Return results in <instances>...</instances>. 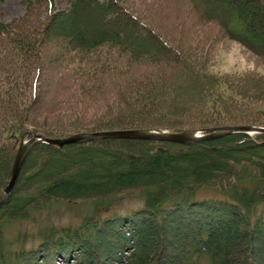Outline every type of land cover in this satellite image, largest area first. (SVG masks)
<instances>
[{
    "label": "trees",
    "instance_id": "16d2710c",
    "mask_svg": "<svg viewBox=\"0 0 264 264\" xmlns=\"http://www.w3.org/2000/svg\"><path fill=\"white\" fill-rule=\"evenodd\" d=\"M67 1L58 10L54 0H25L20 19L0 22V193L29 133L264 128V0H160L261 58L262 74L229 76L202 66L212 43L185 46L183 33L173 40L153 32L138 11L145 0ZM206 190L214 196L196 198ZM136 196L139 207L106 216ZM50 200L90 202L92 215L31 236L9 229ZM66 252L75 264H264V134L186 146L36 144L0 205V264H68Z\"/></svg>",
    "mask_w": 264,
    "mask_h": 264
},
{
    "label": "rangeland",
    "instance_id": "374dc122",
    "mask_svg": "<svg viewBox=\"0 0 264 264\" xmlns=\"http://www.w3.org/2000/svg\"><path fill=\"white\" fill-rule=\"evenodd\" d=\"M24 1L25 0H0V22L8 23L10 21H16L20 19V17H22L25 11ZM54 3H55V8H57L58 10H63L68 7L67 0H54ZM145 7H147L146 10L140 8L138 11L140 12L144 11V13H146L145 16H148L150 20L149 21L151 24L150 28L152 29V31L159 33L161 32L163 34V38L177 40L178 38L177 34L181 36L180 34L183 33V35L187 38L184 39L185 41L184 40L182 41L185 46L191 45L194 41H197L198 43L199 40L200 41L202 40L203 45L204 44L207 45L206 42H208L209 44L212 43V45H210L212 48L211 50L212 53L206 55L205 57L207 58L204 61L201 60L202 66H204L205 69L212 75L217 74V75L229 76L230 74L239 75L246 72H254L258 74L263 73L262 72L263 63L260 57L254 55L252 52H250L248 49H246L237 41L229 40L225 38L223 34L220 33L221 31L212 24H208V23L201 24L200 22L195 21V19L190 15H188L187 13H184L183 10L179 9V7L169 4L167 2L164 3L160 0H145ZM192 56L193 55L191 54V57ZM69 119L70 117L68 116H62L59 119L60 121L59 123L61 125H64L65 122L68 124ZM66 123L65 125H67ZM152 130H159V129H152ZM196 131L200 132L204 130H196ZM94 132H99V131H94ZM31 134L34 133H29L28 136L25 135L20 136L17 148L20 142L29 139ZM33 148L28 152L25 160L31 154ZM3 153L5 155L7 152L5 153L4 151ZM4 159H6V157H4ZM25 160L22 166L24 165ZM58 161H59L58 159H54L46 162L43 169L48 170L51 167L54 168L56 166V162ZM19 174L17 176L16 181L19 178ZM37 182L38 181H36L35 183L30 182L28 183V185L20 187L19 191L21 190L29 191L31 190V188L33 189L34 184H36L37 186ZM210 196L213 197L214 195L210 191L206 190L199 193L196 196V198L201 199ZM140 198H141L140 196H136L131 199L123 198L122 200H120L118 204L116 203L106 212L107 213L106 216L107 215L112 216V214L118 215V214L130 212L131 210L141 205ZM40 205L44 206L45 209L43 211L31 213L27 220L11 224L9 226V229H11V231H13L14 233L15 231L19 233L22 232L26 234V236L28 234H30L31 236L34 235V233L37 234L38 230L41 229L44 230L45 228H49V227H58L62 225L64 226L71 225L76 227L80 225L81 222H84V220L89 219V216L92 215V210H93V204L90 202L70 203L64 200L61 201L50 200V201L40 202ZM177 229L179 233L184 235V231L182 229L180 228ZM13 232L11 234H13ZM154 234H156V237H158L157 231ZM166 235L169 238L171 237L172 240L175 239L174 238L175 232L169 233V231H166L165 236ZM179 235L180 234H178V236ZM161 239H163V237H161ZM25 241H26V246L29 245L30 243L29 238L26 239ZM152 243H153V238L149 240L148 245H151ZM120 253H118L116 257H119ZM122 253L126 255L125 250H123ZM71 254L72 253L67 254L66 252V257H68V264H75L76 258L73 255L71 256ZM54 262L55 264H61V262L56 260Z\"/></svg>",
    "mask_w": 264,
    "mask_h": 264
},
{
    "label": "water",
    "instance_id": "95a60500",
    "mask_svg": "<svg viewBox=\"0 0 264 264\" xmlns=\"http://www.w3.org/2000/svg\"><path fill=\"white\" fill-rule=\"evenodd\" d=\"M233 133L264 134V128L256 126H227L215 127L204 131L182 130L168 132L147 129H124L101 132H81L64 138H47L38 134H31L30 138L21 141L13 160L7 185L0 194V205L8 198L10 191L17 179L21 166L28 152L39 143L62 147L66 144H79L99 139H127V140H150L170 142L180 145H191L198 142L210 141Z\"/></svg>",
    "mask_w": 264,
    "mask_h": 264
},
{
    "label": "bare ground",
    "instance_id": "6f19581e",
    "mask_svg": "<svg viewBox=\"0 0 264 264\" xmlns=\"http://www.w3.org/2000/svg\"><path fill=\"white\" fill-rule=\"evenodd\" d=\"M90 142V141H89Z\"/></svg>",
    "mask_w": 264,
    "mask_h": 264
}]
</instances>
